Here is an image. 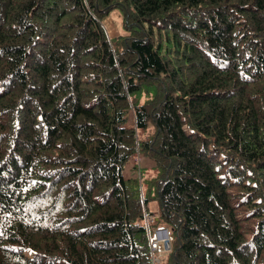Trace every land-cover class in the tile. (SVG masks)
I'll return each mask as SVG.
<instances>
[{
    "label": "trees",
    "instance_id": "16d2710c",
    "mask_svg": "<svg viewBox=\"0 0 264 264\" xmlns=\"http://www.w3.org/2000/svg\"><path fill=\"white\" fill-rule=\"evenodd\" d=\"M0 264H264V0H0Z\"/></svg>",
    "mask_w": 264,
    "mask_h": 264
},
{
    "label": "rangeland",
    "instance_id": "374dc122",
    "mask_svg": "<svg viewBox=\"0 0 264 264\" xmlns=\"http://www.w3.org/2000/svg\"><path fill=\"white\" fill-rule=\"evenodd\" d=\"M124 13L116 9L111 12L110 16L103 21L104 26L106 27L109 36L114 39L117 36L124 35ZM146 97L143 95L140 102L143 103L146 101ZM134 116L133 112L129 111L127 115V127H134ZM151 133V131H149ZM148 135H145V137ZM141 174L142 188L144 199L148 201V210L150 213L159 212V203L157 200V191H156V180L160 175V171L157 169L156 164L153 160L143 155H139L136 158L130 160L126 165L124 170V175L127 179L138 178ZM169 236V248L171 249V238L170 232L168 230L161 231L159 237L160 241H163ZM158 259L160 258L157 257Z\"/></svg>",
    "mask_w": 264,
    "mask_h": 264
},
{
    "label": "built area",
    "instance_id": "2783aa9c",
    "mask_svg": "<svg viewBox=\"0 0 264 264\" xmlns=\"http://www.w3.org/2000/svg\"><path fill=\"white\" fill-rule=\"evenodd\" d=\"M151 218H149L148 220H150ZM168 229H158L155 231V238L152 241V250L157 252L158 255L157 257L161 256L162 254H166V252L170 249L169 246V236H167V238L163 241H160L157 237H159V234L161 231H166ZM169 231V230H168ZM158 260V258H157ZM155 258V261H157Z\"/></svg>",
    "mask_w": 264,
    "mask_h": 264
}]
</instances>
